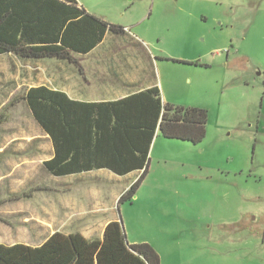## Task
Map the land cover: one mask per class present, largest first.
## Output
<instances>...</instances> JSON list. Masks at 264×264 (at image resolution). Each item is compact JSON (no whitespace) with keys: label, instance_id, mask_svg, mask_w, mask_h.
Wrapping results in <instances>:
<instances>
[{"label":"rangeland","instance_id":"374dc122","mask_svg":"<svg viewBox=\"0 0 264 264\" xmlns=\"http://www.w3.org/2000/svg\"><path fill=\"white\" fill-rule=\"evenodd\" d=\"M82 1L164 59L156 65L161 80L156 72L166 102L206 110V137L195 145L156 136L145 181L119 204L139 176L51 175L44 162L52 141L23 101L31 86L69 79L75 87L80 58L7 55L0 179H66L71 231L100 229L115 217L128 243L151 245L161 264H264V0Z\"/></svg>","mask_w":264,"mask_h":264},{"label":"trees","instance_id":"16d2710c","mask_svg":"<svg viewBox=\"0 0 264 264\" xmlns=\"http://www.w3.org/2000/svg\"><path fill=\"white\" fill-rule=\"evenodd\" d=\"M123 27L88 13L77 0H0V56L74 62ZM77 64V63H75ZM54 147L45 169L57 178L108 169L119 176L141 171L119 204L132 201L149 173L157 132L166 139L200 144L208 112L164 104L158 87L115 102L83 103L59 90L33 87L23 96ZM0 115V126L3 124ZM0 264H161L149 244L130 245L121 222L102 239L56 233L41 247L0 246Z\"/></svg>","mask_w":264,"mask_h":264},{"label":"crops","instance_id":"0c3cea01","mask_svg":"<svg viewBox=\"0 0 264 264\" xmlns=\"http://www.w3.org/2000/svg\"><path fill=\"white\" fill-rule=\"evenodd\" d=\"M77 1L88 13H91L82 0ZM123 28L129 29V27ZM74 55L80 58V63H77L80 66L77 67L75 87L71 85L72 81L68 82L69 79H66L63 87L36 85L31 86L30 89L47 86L66 93L71 100L77 102L104 103L119 101L138 92L162 87V93L160 91L162 102L167 104L164 85L163 83L159 85L156 72L158 70L161 80L162 70L156 65L164 59L156 58L151 49L135 34L109 32L89 53ZM69 78L74 79V76ZM159 134L158 131L156 136ZM94 174L122 178L140 176L141 171L119 176L108 169H100L67 177L81 178ZM67 182L66 179L42 181L0 179V246L41 247L56 233L65 235L80 233L88 240L102 239L107 225L118 219L109 218L100 229L92 226L86 230L71 231L68 209L63 207V199L66 197L63 188ZM41 198H45V201Z\"/></svg>","mask_w":264,"mask_h":264},{"label":"built area","instance_id":"2783aa9c","mask_svg":"<svg viewBox=\"0 0 264 264\" xmlns=\"http://www.w3.org/2000/svg\"><path fill=\"white\" fill-rule=\"evenodd\" d=\"M125 32L130 33V30L129 29H125Z\"/></svg>","mask_w":264,"mask_h":264}]
</instances>
